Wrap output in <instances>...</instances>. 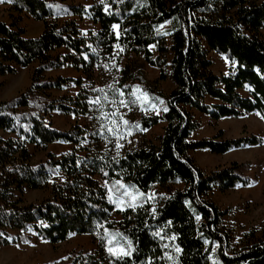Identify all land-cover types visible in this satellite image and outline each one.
<instances>
[{
    "label": "trees",
    "instance_id": "16d2710c",
    "mask_svg": "<svg viewBox=\"0 0 264 264\" xmlns=\"http://www.w3.org/2000/svg\"><path fill=\"white\" fill-rule=\"evenodd\" d=\"M4 3L15 16L10 24L0 21V77L36 66L24 91L0 101V247L25 244L31 234L51 245L87 235L96 250L73 251L63 264H264V222L260 238L232 250L231 233L222 227L229 210L207 199L214 187H246L248 165L232 162L206 173L189 157L264 142L255 135L228 139L223 130L190 140L198 129L193 111L212 122L256 114L264 123V0H96L89 10L74 0ZM23 13L42 23L40 35L25 37ZM83 16L95 33L84 34L72 19ZM208 52L227 58L226 74L211 71ZM145 64L157 68L155 80L146 78ZM64 67L82 78L48 76ZM167 79L173 89L164 95L159 85ZM68 84L79 89L75 98L53 94ZM54 113L87 117L91 126L60 131ZM160 122L155 144L145 132ZM56 143L84 154L74 149L56 157L47 151ZM29 147L45 158L33 162ZM59 173L61 183L54 181ZM34 190L49 194L27 204L24 194ZM107 191L122 204L108 202ZM128 240L129 256L109 253V247L127 249Z\"/></svg>",
    "mask_w": 264,
    "mask_h": 264
},
{
    "label": "rangeland",
    "instance_id": "374dc122",
    "mask_svg": "<svg viewBox=\"0 0 264 264\" xmlns=\"http://www.w3.org/2000/svg\"><path fill=\"white\" fill-rule=\"evenodd\" d=\"M96 0H74L75 4H79L89 10ZM101 1V0H97ZM254 1V0H250ZM10 5L4 2L0 3V21L10 24ZM15 16V14H13ZM78 28L87 34L89 31L95 33L97 27L91 23L88 17L72 18ZM62 20V19H60ZM20 27L24 30L25 37L35 38L42 32L43 25L41 22L33 20L28 14L23 13L21 16ZM167 27L163 26L162 30ZM264 38V30L261 31ZM150 51L155 54V47L150 46ZM62 52V51H61ZM207 57L211 60V71L216 75L226 74L229 68L227 61L212 52L207 53ZM36 63L26 68L17 69L14 75L0 77V101H6L15 97L24 91L30 84L32 70ZM146 78L153 81L158 76L156 67L144 65ZM49 77H63L78 79L80 73L72 68L64 67L58 70L50 71ZM82 78V77H81ZM173 89L172 82L167 79L161 82L159 90L168 95ZM79 93V89L73 84H68L62 91H55V96H64L75 98ZM207 103L211 102L207 99ZM148 114L149 112H142ZM159 114V110L154 111ZM194 120L198 124V129L191 134V141H199L208 139L215 135L217 130H223L225 138L237 139L247 135L259 136L264 141V127L262 120L258 115H246L239 119H221L212 122L206 115H202L193 111ZM52 122L56 129L60 131L70 130L74 126L85 129L87 132L91 126L87 117L63 116L57 113L52 114ZM162 133L161 125H157L145 132L146 138L152 143H157L158 137ZM85 146V143L83 144ZM32 155V161L38 162L45 158L46 152L35 150L29 147ZM76 149L78 155H83V151L78 147H73L67 143H56L49 145L48 152L53 153L56 157L71 153ZM189 157L194 161L195 165L210 173L217 168L228 166L232 162L245 163L248 165L245 174L249 178V184L246 187L237 186L235 189L220 192L214 187L208 194L207 199L214 203L220 210H229V213L222 219V227L229 231L232 236L231 249L236 250L245 244L251 242L252 239H258L264 222V197L262 195L264 188V142L258 147H243L233 150L227 155L216 156L208 151L189 152ZM64 180L63 174L59 173L54 181L61 183ZM105 186V184L102 182ZM126 195L134 196L130 190H125ZM49 194L48 190L26 191L24 200L27 204L37 203L46 198ZM107 200L112 203L113 198L107 191ZM111 197V201L109 199ZM115 203L122 204V200H115ZM122 210L121 206H118ZM111 218L117 222L120 217L116 211H112ZM85 250L94 252L96 244L91 236H70L65 242L51 245L45 241L38 239L31 234L30 241L25 244H12L7 247H0V264H63L67 256L77 250Z\"/></svg>",
    "mask_w": 264,
    "mask_h": 264
},
{
    "label": "snow or ice",
    "instance_id": "6c2138e0",
    "mask_svg": "<svg viewBox=\"0 0 264 264\" xmlns=\"http://www.w3.org/2000/svg\"><path fill=\"white\" fill-rule=\"evenodd\" d=\"M2 2H4V0H0V3H2ZM101 2L103 3V0H101ZM49 7H51V5H49ZM105 10L107 11V6H106ZM169 23H170V21H169ZM118 27H119L118 25H115V24L112 25V28H113V29H117ZM161 27H163V25H161ZM225 59H227V58L225 57ZM120 94H121L122 96L124 95V93H122V92H121ZM133 102H134V101H133ZM120 104L123 105V106H125V107L128 106V102H126V101H124V100H121V101H120ZM165 110H166V109H165ZM127 123H128V122L125 121V124H127ZM117 147L119 148V147H121V145L117 144ZM109 199H110V201H111V197H109ZM132 200L135 201V200H136V197L133 196V197H132ZM112 202L115 203V201H112ZM129 206L134 208L136 205H135V203H132V204H130ZM152 211H153V214H155L156 209L153 208ZM196 219L199 220L200 217L197 216ZM168 223L171 224V221H169ZM159 235H160L159 232H155V233H153V236H159ZM171 239H172V240H175V239H177V237H176L175 235H173V236L171 237ZM108 243L111 244V243H112L111 240H109ZM205 243H207V241H205ZM127 244H128V248H127V249L122 248V247H121V248H118V249H113L112 247H109V248H108V251H109L110 254L117 255L118 257H120V256H129V255L131 254V251H133L134 249H133L132 241H131V240H128V241H127ZM165 247H167V245H165ZM175 251H176L177 253H179V252L182 251V249L179 247V245H176V246H175ZM171 258H172V257L169 256V259H171ZM148 264H151V260L148 261Z\"/></svg>",
    "mask_w": 264,
    "mask_h": 264
},
{
    "label": "crops",
    "instance_id": "0c3cea01",
    "mask_svg": "<svg viewBox=\"0 0 264 264\" xmlns=\"http://www.w3.org/2000/svg\"><path fill=\"white\" fill-rule=\"evenodd\" d=\"M2 22H5V21H2ZM207 99L211 102V103H214V101L212 100V99H210V98H206V101H207ZM256 115V114H255ZM262 123H263V121H262ZM157 125H161V127H162V131H163V128H164V126H165V124L163 123V122H160L159 124H157ZM156 125V126H157ZM263 125V127H264V123L262 124ZM162 134V133H161ZM228 154V153H227ZM227 154H225V155H227ZM224 156V155H223Z\"/></svg>",
    "mask_w": 264,
    "mask_h": 264
}]
</instances>
